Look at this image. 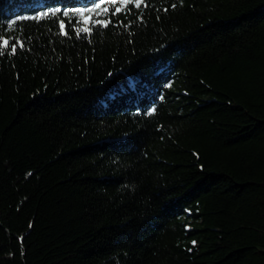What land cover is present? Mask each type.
<instances>
[{
    "label": "trees",
    "instance_id": "trees-1",
    "mask_svg": "<svg viewBox=\"0 0 264 264\" xmlns=\"http://www.w3.org/2000/svg\"><path fill=\"white\" fill-rule=\"evenodd\" d=\"M0 38V264H264V0H0Z\"/></svg>",
    "mask_w": 264,
    "mask_h": 264
},
{
    "label": "snow or ice",
    "instance_id": "snow-or-ice-1",
    "mask_svg": "<svg viewBox=\"0 0 264 264\" xmlns=\"http://www.w3.org/2000/svg\"><path fill=\"white\" fill-rule=\"evenodd\" d=\"M112 2L114 3L115 0H112ZM125 3H128L129 0H124ZM144 0H135V6L137 8L141 7V5L143 4ZM146 6V5H145ZM97 8H100V5H96ZM173 7H175V5H173ZM89 11H91V9H89ZM108 10L107 9H104V12L106 13ZM121 11V9L119 7H117L115 9V12L113 14H116V13H119ZM67 13H65L66 15ZM80 15H83V13H80ZM97 24H100L101 26L103 27H107L108 24L110 23V21H103V20H97L96 21ZM61 30L64 29V25L63 23L61 24ZM79 31H84V32H89L90 30L88 28H84V29H81V30H78L77 32V35H79ZM3 40L2 44H0V55H4V50L7 48V46L9 45V41L7 39H3V38H0ZM17 44H19V46L21 48L24 47V45L22 43H20L19 41H17ZM16 44H13L11 46V54H15L16 53ZM170 86V85H169ZM195 243V242H193Z\"/></svg>",
    "mask_w": 264,
    "mask_h": 264
}]
</instances>
